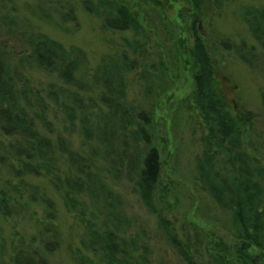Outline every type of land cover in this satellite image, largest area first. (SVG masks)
<instances>
[{
  "label": "rangeland",
  "instance_id": "374dc122",
  "mask_svg": "<svg viewBox=\"0 0 264 264\" xmlns=\"http://www.w3.org/2000/svg\"><path fill=\"white\" fill-rule=\"evenodd\" d=\"M200 2L195 10L192 0H0V48L11 85L34 90L39 97L29 101L38 98L46 110L47 124L32 118V128L53 144L64 141L89 166L84 171L92 181L73 196L78 206L70 210L47 177L21 172L17 180L0 165V189L10 188L17 208L9 217L0 214V264H15L24 253L37 264H105L99 242L117 223L120 241L146 247L149 264H185L170 236L189 251L190 264H218L215 256L234 261L237 227L197 177L208 131L194 102L191 51L193 39L201 38L215 91L236 121L241 150L264 187V51L248 24L252 10H264V0ZM104 3L125 7L138 31L106 27ZM38 36L76 63L73 85H63L58 71L32 63L31 42ZM108 89L116 90L115 98ZM111 106L130 120L127 150H147V138L159 155L155 214L139 200L128 160L118 157L120 145L110 151L97 140L118 132L116 124L110 131L104 127ZM7 136L0 128V141L13 140ZM56 168L61 180L88 183L65 156ZM17 185L21 190L15 193ZM94 235L99 242L91 246Z\"/></svg>",
  "mask_w": 264,
  "mask_h": 264
},
{
  "label": "trees",
  "instance_id": "16d2710c",
  "mask_svg": "<svg viewBox=\"0 0 264 264\" xmlns=\"http://www.w3.org/2000/svg\"><path fill=\"white\" fill-rule=\"evenodd\" d=\"M195 10L201 7L200 0H192ZM105 9V24L110 30L120 32H136L139 24L136 18L125 7H113L108 3L101 4ZM100 8V7H99ZM98 8V9H99ZM97 9V10H98ZM88 13L96 14L90 5H85ZM249 29L255 40L264 51V10L254 9L249 13ZM32 50L29 56L32 63L45 71H58L59 80L63 85H73L74 74L77 71L76 63L68 61L61 47L42 36L32 40ZM191 57L194 62V102L198 112L207 127V139L202 156L197 159V177L203 188L210 194L216 204L232 216V222L237 227L235 238L237 246L233 250L234 261L225 263L220 256L214 259L218 264H264V187L255 180L250 160L241 150L238 138L237 123L227 111L225 104L220 100L214 88V73L209 54L199 37L193 39ZM3 52L0 48V128L8 135L5 138H13L6 144L0 141V165L7 167L14 177L20 180L19 173L24 172L28 176L43 175L48 178L51 185L63 192L65 201L70 210L78 206L73 196L86 190L85 186L92 183L89 175L91 172L82 158L77 157L64 141L58 140L55 144L51 140L39 135L31 125V119L35 118L47 124L45 107H40L38 98L29 101V97H39L34 90L28 91L13 88L11 79L7 74ZM59 65V66H58ZM116 70L120 69L119 62L112 64ZM127 67V66H126ZM111 98L116 97V90L108 89ZM264 101V95L262 97ZM110 107L109 103H103ZM111 118L104 127L110 131L116 124L119 129L115 137L105 136L97 138L106 143L107 149L113 151L114 144H119L118 157L128 160L131 174L134 178L135 191L139 200L152 214L154 196L160 185L161 164L157 151L150 147L147 138L144 139V149L131 154L130 144L127 143V128L130 120L125 111L117 106H111ZM103 118V117H102ZM109 121L111 123H109ZM143 131V128H140ZM118 148V147H117ZM119 149V148H118ZM66 157L69 166L77 170L80 175L87 177L88 183L80 184L78 178H66L61 180L56 172L58 161ZM75 162H81L76 165ZM16 163V165H14ZM18 175V176H17ZM133 180V179H132ZM21 187L24 188L22 182ZM15 189V190H14ZM12 191L18 193L21 188L15 186ZM91 198H93L90 195ZM16 201L10 194V188L0 189V214L11 216L17 209ZM81 222V221H80ZM118 222V221H117ZM82 223V222H81ZM115 232H106L104 239L99 242L94 235L89 244L99 245L104 254L105 264H149L148 250L139 246L136 240L127 244L120 241V224L115 226ZM169 241L185 262L190 264L189 251L181 242L175 243L174 237ZM133 249L140 251L138 255L129 252ZM227 252L228 250L224 248ZM233 249V248H232ZM24 253V252H21ZM15 264H37L29 254H20L14 258Z\"/></svg>",
  "mask_w": 264,
  "mask_h": 264
}]
</instances>
